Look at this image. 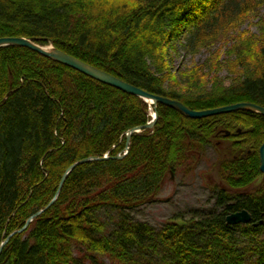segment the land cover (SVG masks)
I'll return each instance as SVG.
<instances>
[{"label": "trees", "instance_id": "1", "mask_svg": "<svg viewBox=\"0 0 264 264\" xmlns=\"http://www.w3.org/2000/svg\"><path fill=\"white\" fill-rule=\"evenodd\" d=\"M263 5L264 0H0V38L53 45L194 110L238 102L264 106ZM251 18L260 21L258 33L240 29ZM181 33L188 54L233 37L229 76L218 73V53L174 72L169 55ZM157 110L155 127L133 134L127 155L115 158L125 153L127 131L151 120L143 98L30 48L0 47V244L45 209L69 166L110 156L75 167L55 203L9 240L0 264H85L84 258L102 264L95 254L139 264L149 249L162 264H264V115L236 110L192 118L165 104ZM222 133L241 150L223 162L229 190L217 193L218 209L171 221L159 231L131 217L130 210L156 200L168 169L185 150L211 145ZM258 178L263 183L246 191ZM104 210L117 214L109 236ZM242 210L251 222H227ZM75 242L85 250L80 258L74 256Z\"/></svg>", "mask_w": 264, "mask_h": 264}, {"label": "rangeland", "instance_id": "2", "mask_svg": "<svg viewBox=\"0 0 264 264\" xmlns=\"http://www.w3.org/2000/svg\"><path fill=\"white\" fill-rule=\"evenodd\" d=\"M260 15L264 18V5L260 10ZM259 22L258 18H251L242 24L240 29L249 30V33L253 34L258 33L260 30ZM184 41L185 33L179 34L178 39L173 42L175 48L170 50L169 58L174 72H177L179 68L185 71L193 65L202 64L211 54L218 53L219 65L223 64L221 71L218 73L223 78L229 76L230 73L226 68V61L230 58L228 50L233 37H229L226 42L214 45L211 49H202L197 54H188L183 48ZM214 72L213 70L212 74ZM176 77H179V74ZM147 103L152 120L155 114L154 103ZM233 135L236 134L233 133ZM212 143L204 146L195 144L193 145L194 147L187 149V152L185 150V154L175 163L176 166L168 169L162 189L156 200L145 202L130 210L131 217L135 221L147 223L159 231L171 221H187L193 217L200 218L218 209L216 208L218 202L217 193L220 189L229 190L226 176L222 172L223 162L226 158L241 150V148L235 145L233 139L229 140V138L224 137L223 133L219 134V136L216 135ZM261 183H263L261 178L254 180L249 188H246V191L253 192ZM231 191L236 194L243 193L242 191L244 190L238 192L236 189H231ZM102 218L106 224L105 234L109 236L116 227L117 214L110 210H104ZM246 223L249 222L235 224ZM72 249L74 256L77 258L85 255L84 247L76 242L73 243ZM95 255L102 264H121L108 254ZM84 261L85 264H98L91 262L88 258H84ZM138 263L162 264V261L160 255L152 254L149 249L144 252V258H139Z\"/></svg>", "mask_w": 264, "mask_h": 264}, {"label": "water", "instance_id": "3", "mask_svg": "<svg viewBox=\"0 0 264 264\" xmlns=\"http://www.w3.org/2000/svg\"><path fill=\"white\" fill-rule=\"evenodd\" d=\"M8 45H19V46H24L27 48L32 49L33 51L48 57L50 59H53L57 62H60L62 64H65L67 66H70L100 82H103L105 84L114 86L124 92L127 93H131L134 94L136 96H139L140 98H143L144 100H146L147 102H153L154 103V107H155V114L153 119L144 124V125H139L136 127H133L131 129H129L126 133V137H127V146H126V153L125 154H118L115 158H123L128 150H129V144H130V139L132 137V135L134 133H138L141 132L145 129H153L158 121V105L159 104H165L167 106H170L172 108L178 109L180 111H182L183 113H185L186 115H188L189 117L192 118H204V117H208V116H212V115H217V114H222V113H229L232 111H236V110H247L250 112H254V113H259L264 115V106L257 104V103H253V102H238V103H234V104H229V105H225V106H220L217 108H211V109H204V110H194L189 108L187 105H185L184 103H182L179 100H175L172 98H168V97H164V96H159L156 94H152L150 92H147L146 90L137 87L135 85H132L96 66H93L73 55H70L54 46H44V45H40L34 41H32L29 38H25V37H1L0 38V47L3 46H8ZM110 156L109 155H104L103 157H86L76 163H73L71 166L68 167V169L65 171V173L63 174L60 184H59V189L58 192L56 194V197L53 198V200L45 207V209H40L38 210L35 214H33V216L31 218L28 219V221L26 222L25 226L11 234H9L4 241L1 242L0 244V256L3 252L4 247L6 246V244L9 242V240L16 234V233H22L24 232L28 226L30 225V223L32 222V220L35 217L40 216L44 211H46L49 207H51L58 195L60 190L62 189L65 181L67 180L69 174L71 173V171L73 169H75V167H77L80 164H84V163H88L91 161H104L109 159ZM260 169L262 172H264V143L261 145L260 147ZM227 220L229 223H239V222H250L251 221V215L247 210H243L241 212H237V213H233L231 215H229L227 217Z\"/></svg>", "mask_w": 264, "mask_h": 264}]
</instances>
